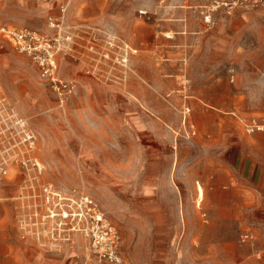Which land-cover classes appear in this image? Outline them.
Listing matches in <instances>:
<instances>
[{"label": "rangeland", "instance_id": "374dc122", "mask_svg": "<svg viewBox=\"0 0 264 264\" xmlns=\"http://www.w3.org/2000/svg\"><path fill=\"white\" fill-rule=\"evenodd\" d=\"M22 27L46 51L0 34V264H103L49 236L33 175L91 196L122 264H264L230 179L236 139L264 133L244 126L264 118V0H0V28Z\"/></svg>", "mask_w": 264, "mask_h": 264}, {"label": "built area", "instance_id": "2783aa9c", "mask_svg": "<svg viewBox=\"0 0 264 264\" xmlns=\"http://www.w3.org/2000/svg\"><path fill=\"white\" fill-rule=\"evenodd\" d=\"M0 34L6 36L21 50L27 51L30 54L36 53L37 56L41 49H44V43L39 33L29 28L22 27L15 30L0 28ZM43 62L46 64L44 66L45 71L51 73L54 62L51 59H43L42 65ZM15 121L18 126L23 127L25 124L23 120L18 118ZM244 126L248 133L255 131L264 132V118L250 119L244 123ZM34 139V134L27 131L25 138L27 151L32 148ZM22 164L26 166L24 162ZM34 165L37 166V162ZM32 177L35 180L31 181L32 183L30 184L32 197L42 196L39 203L45 207V218L51 222L47 230L51 238L55 240L62 238L68 241L70 232H78L88 240L91 253L103 264H122V259L118 252L117 230L104 214L98 210L91 196L73 193L64 195L61 191L53 189L52 185L49 184L39 185L37 189V177L36 175ZM41 219L36 220L34 223L37 225V229L39 224L41 228L45 224L44 219ZM37 235L39 236V233ZM252 238L253 234L250 231L240 234L242 242Z\"/></svg>", "mask_w": 264, "mask_h": 264}, {"label": "crops", "instance_id": "0c3cea01", "mask_svg": "<svg viewBox=\"0 0 264 264\" xmlns=\"http://www.w3.org/2000/svg\"><path fill=\"white\" fill-rule=\"evenodd\" d=\"M251 139L253 140L252 144L248 139L242 137L236 139V154L239 162L236 169L241 172L235 178L231 177L230 179L235 181L237 194L245 196L250 201L252 216L261 222L257 232L264 235V133H257ZM245 166L250 169L248 173H243ZM252 231L250 232L256 234L255 231Z\"/></svg>", "mask_w": 264, "mask_h": 264}, {"label": "bare ground", "instance_id": "6f19581e", "mask_svg": "<svg viewBox=\"0 0 264 264\" xmlns=\"http://www.w3.org/2000/svg\"><path fill=\"white\" fill-rule=\"evenodd\" d=\"M198 188V196L200 197L201 196V194H202V192H203V190L200 188V187H197ZM198 197V198H199ZM203 197V196H202Z\"/></svg>", "mask_w": 264, "mask_h": 264}]
</instances>
